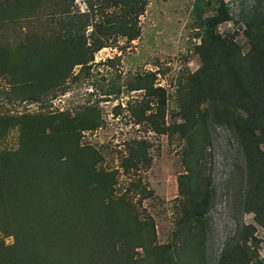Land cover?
Masks as SVG:
<instances>
[{"label": "rangeland", "instance_id": "obj_1", "mask_svg": "<svg viewBox=\"0 0 264 264\" xmlns=\"http://www.w3.org/2000/svg\"><path fill=\"white\" fill-rule=\"evenodd\" d=\"M221 2L134 0L123 6L109 0H15L13 18L7 20V11L0 14V179L11 181L17 161L20 179H12L15 186L34 176L49 153L53 127L48 124L53 116L63 122L65 137L56 147L77 149L86 167L84 179L90 176L93 186H109L105 204L113 203V216L119 217L117 225L107 227L108 217L101 215L97 202H92L89 215L80 216V221L92 220L91 226L81 228V264L100 261L95 250L119 254L112 264L264 260V227L257 214L242 212L241 203L249 190L259 189L248 180L232 129L216 116L218 109L231 114L217 91L225 88L223 81L210 95L199 98L195 92L203 65L197 46ZM250 9L243 8V17ZM259 10H264V0ZM121 21L134 24L136 39L120 33ZM84 26L85 38L79 34L71 41L70 35ZM219 26V34L224 31L243 54L248 52V37L232 33L234 23ZM29 44L40 47L41 54L26 60L19 51ZM99 45L103 47L93 54ZM81 58L88 62L74 64ZM59 81L61 93L47 97ZM189 119H198V125L192 128ZM184 122L186 135L176 127ZM260 148L264 152V141ZM9 151L14 154L11 162L4 158ZM90 164L98 175L90 174ZM208 188L213 195L204 220L181 221ZM261 204L264 213V199ZM14 228L0 229L6 256L16 246ZM67 238L62 231L44 238L33 260L63 264L65 259L57 261L53 247L64 246ZM23 252L18 253L22 259ZM224 252L229 254L226 259Z\"/></svg>", "mask_w": 264, "mask_h": 264}, {"label": "trees", "instance_id": "obj_2", "mask_svg": "<svg viewBox=\"0 0 264 264\" xmlns=\"http://www.w3.org/2000/svg\"><path fill=\"white\" fill-rule=\"evenodd\" d=\"M109 1L123 6H128L134 2V0ZM14 2L15 0L0 2V14L7 11V20L13 18L12 15L17 9ZM260 2L261 0L259 4ZM259 4L250 9L246 15L244 14L247 25L244 35L248 37L247 40L250 45L245 54H243L240 46L234 42L232 36L224 37L217 32L219 25L231 17L223 2L217 6L216 13L208 18L205 24V35L201 44L197 46L203 65L201 74L199 73L196 78L198 81L195 85V92L199 98L204 97L205 93L210 95L215 90L216 84L220 83V80L223 81L222 84L225 88L217 89V91L221 94L219 99L222 106L227 111L230 109L231 114L229 116L221 114L220 109H218L216 116L218 121H225L232 129L246 161L248 180L259 189V192L249 190L244 197L245 200L241 198L242 212L257 214L256 220L259 225L264 227L263 205L261 204V200L264 199V192H262L264 186V152L260 148L261 142L264 141V10H259ZM86 27H80L78 32L70 35L71 41L77 39L79 34L85 38ZM118 30L130 41L139 35L138 29L134 24H129L128 21H121ZM102 47L101 45L95 46L92 53L94 54ZM31 54L40 55V47H32L29 44L19 51V55L26 60ZM87 62L85 58H81L74 64ZM59 82L47 90L45 94L47 97L51 94H53V98L58 97L56 93L60 91L63 85L62 82ZM55 118L56 116H53V121L48 124L49 128L53 127L50 141L54 142H48L49 153L43 157V166L40 170H37L34 176L29 175L27 179L23 177V180H19L20 183L15 186L12 179H20V170L18 172V169L15 168L17 161L14 166L11 164L14 172L11 175V181L6 182L0 179V229L14 226L17 236L16 246L12 247V253L8 252L6 256L4 250L0 248V264H15L18 261L22 264H48L38 258L34 261L33 256L38 254L41 240L59 231L66 233L68 238L64 246L56 245L53 247V253L57 251L55 254L57 261L65 259L63 264H81V257H84L81 245L84 239H82L83 231L81 228L91 226L92 220L84 222L80 221L79 218L92 212V202L94 204L97 202V209L102 211L101 215L105 214L108 217L107 227L118 224L119 217L115 220L116 217L113 216L115 205L113 203L105 204L109 186L105 183H102L101 186H93L88 183L90 176L86 182L84 179L86 167L81 157H78L76 148L73 151L65 152L64 148L56 147L59 139L64 138L65 135L63 136V122L60 120L57 123ZM189 121H193L191 122L192 128L198 125V119H189ZM176 127L183 135L187 134L186 122L176 124ZM165 129L164 127L162 131ZM13 155V152L9 151L4 154V158L11 162ZM16 156L18 159V154ZM95 168L93 164H90L91 175H98ZM20 187H22L21 190ZM87 191L92 192V196L85 195L84 192ZM100 194H102L101 197L104 196L103 199L96 201V196L99 197ZM212 195V190L208 188L204 195L192 204L185 213V219L181 221L184 223L188 220L190 222L203 221L208 213ZM96 224L97 222H94L92 225ZM116 230L122 231L119 228ZM130 230L131 226L129 225ZM114 237H109V242L112 244L116 241ZM119 238L123 237L120 236ZM19 247L22 250H19ZM61 249H63L62 255L64 256L58 253ZM22 251L26 253L24 259L20 258L18 254ZM95 251L96 254H100L102 259L98 262L93 261V251H91L90 256L94 264L103 262L104 264H112L113 258L116 260L119 257V254L115 252ZM121 251L126 252L123 248ZM228 255L224 252L222 257L226 259ZM58 256L62 257L59 259ZM249 264H264V260Z\"/></svg>", "mask_w": 264, "mask_h": 264}, {"label": "built area", "instance_id": "obj_3", "mask_svg": "<svg viewBox=\"0 0 264 264\" xmlns=\"http://www.w3.org/2000/svg\"><path fill=\"white\" fill-rule=\"evenodd\" d=\"M259 0H223L224 5L228 8L230 19L221 23V24H230L232 26V23L236 25L237 27L232 29V33L236 34L237 32L244 35L245 30L247 29V25L245 23V19L243 17V8H255L258 4ZM220 24V25H221ZM220 27V26H219ZM224 37L227 36V34L222 31L221 33ZM230 37V36H228Z\"/></svg>", "mask_w": 264, "mask_h": 264}]
</instances>
